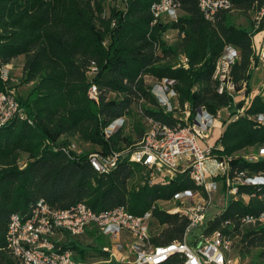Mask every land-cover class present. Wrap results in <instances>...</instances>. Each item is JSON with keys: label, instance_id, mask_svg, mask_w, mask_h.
<instances>
[{"label": "trees", "instance_id": "trees-1", "mask_svg": "<svg viewBox=\"0 0 264 264\" xmlns=\"http://www.w3.org/2000/svg\"><path fill=\"white\" fill-rule=\"evenodd\" d=\"M110 1L0 0V68L22 59L19 83L0 79V92L14 89L26 115L0 128V264H19L7 249V224L12 215L26 216L40 199L55 210L82 203L96 213L114 207L134 216L151 212L154 246L182 240L187 219L168 214L159 203L197 189L187 171L177 172L168 182L150 184L146 167L126 157L107 174L96 173L86 161L91 152L136 150L147 132L144 116L175 127L184 124V105L191 118L199 109L216 116L243 108L221 122L214 156L229 161L230 180L264 179V157L259 156L264 149V91L249 95L243 106L237 101L248 96V78L258 61L254 37L263 33L264 38V0H230L231 9L214 22L203 18L197 0H178L176 21L154 25L150 8L161 0H128L125 11L116 10ZM232 13L244 16L247 24H236ZM169 31L178 35L171 45L165 41ZM226 46L238 52L230 81L236 93L243 90L239 97L218 93V81L212 78ZM146 78L175 81L177 108L164 112ZM30 84L28 95L17 93L16 88ZM92 84L98 88V102L88 98ZM118 118L125 119L124 126L105 138L104 129ZM74 138L91 149L76 154L70 150ZM263 212L264 183L237 185L221 214L207 216L202 234L239 236L243 251L257 250L251 264H264V221L255 226L241 223ZM153 227L160 230L153 233ZM83 235L92 243L83 245L80 236L68 233L53 243L81 264H119L106 263L108 254L101 250L108 245L106 238L93 229ZM101 238L104 242L97 246L94 241ZM92 257L96 260L90 261ZM179 262L174 256L165 264Z\"/></svg>", "mask_w": 264, "mask_h": 264}, {"label": "built area", "instance_id": "built-area-1", "mask_svg": "<svg viewBox=\"0 0 264 264\" xmlns=\"http://www.w3.org/2000/svg\"><path fill=\"white\" fill-rule=\"evenodd\" d=\"M112 7L125 11L128 0H112ZM199 11L206 21L214 22L222 12L231 9L230 0H197ZM180 12L178 0H161L153 3L150 13L152 25L157 22L176 21ZM105 12L102 13L104 18ZM238 60V52L231 46H226L218 59L213 73V80L218 81V93H236L234 84L230 81V69ZM184 67L186 59L181 58ZM11 65L0 68V79L3 82L9 78ZM95 71L91 68L90 74ZM152 87V94L164 112H172L177 108V93L173 89L175 81L163 79L157 82L146 78ZM88 98L98 102V88L92 84L87 92ZM243 108L239 109V113ZM184 124L168 127L151 117L143 118L147 132L144 139L131 153L113 152L103 155L98 152L87 154L86 161L93 171L107 174L118 163L127 158L131 163L146 167L147 179L150 184L168 182L177 172L187 171L189 179L197 187L196 190L182 191L174 195L170 201L161 202L169 205L162 208L168 214H178L188 221L181 241L165 246H154L151 243L150 229L152 213L134 216L123 207L96 213L86 205L78 203L66 210L52 209L46 201L40 199L30 209L26 216L12 215L6 229L7 249L19 264H81L76 262L70 252L56 250L54 240L62 233L73 237L83 235L87 230H95L108 240V245L101 250L108 254V262L119 264H165L172 257L180 259L179 264H234L232 255V240L217 231L210 236L202 233L193 242H187V236L195 228H203L209 208L213 205L214 195L219 191L215 176H223L227 194L235 195L237 185L262 184L264 179H245L243 176L229 179V161L214 156L215 144L211 140L212 128L219 118L204 109H199L191 118L188 106L184 105ZM24 120L26 115L17 101L15 90L0 92V128L9 125L14 120ZM125 124L124 118H118L108 125L103 135L105 138L115 134ZM218 138V137H217ZM216 141V140H215ZM70 150L73 149L70 146ZM63 151L68 154L67 149ZM76 152L80 154L81 152ZM264 157V149L259 151ZM256 159V157H252ZM221 182V181H220ZM160 204V203H159ZM160 206V205H159ZM264 221V212L260 217L246 216L241 220L244 226H255Z\"/></svg>", "mask_w": 264, "mask_h": 264}, {"label": "rangeland", "instance_id": "rangeland-1", "mask_svg": "<svg viewBox=\"0 0 264 264\" xmlns=\"http://www.w3.org/2000/svg\"><path fill=\"white\" fill-rule=\"evenodd\" d=\"M233 18L235 20V23L238 25H246L247 20L244 16L239 15L238 13H232ZM255 15L250 16V20H254ZM262 36L259 39L260 41V46L257 49L256 48V54L258 55V61L257 64L252 68L251 74L248 78V88H249V95H254V94H259L260 92L264 91V38H263V33H261ZM177 33L175 31H169L166 36H165V41L171 45L177 42ZM11 70H9V78L12 80L13 85H17L19 83V80L21 78V68H22V59H16L12 64H11ZM32 85H27L23 86L20 88H16L17 93L22 96H26L30 93L32 90ZM243 91L241 92L240 95H237V97L242 96ZM244 101V102H243ZM247 104V102L243 99L242 100V106ZM237 113H239V110H236ZM223 113V111L221 112ZM219 127V124H215L212 128V137L211 140H213L216 135H217V129ZM128 132V130H127ZM71 148L73 151L77 152H82V151H88L91 149L90 146L84 145L81 143L78 139L74 138L71 140ZM216 155V152L214 153ZM224 177H220V181H218L219 185V191L214 195V202L213 205L209 208L207 216L213 217L216 215H220L221 212L223 211V207L225 205V201L228 197L232 196L231 194H227L226 186L223 184ZM247 198H245L246 200ZM161 208H168L169 205L160 203L159 204ZM153 233L158 232L160 229L153 227ZM203 228H195L191 231V233L187 236V242L191 244L194 240V238H198L200 234L202 233ZM80 239V242L83 245H87L92 243V240L89 237H85L84 235L78 237ZM233 248H232V255L231 258L234 262V264H251L254 260L252 257V254L255 253L257 250H251L248 248V250H251V253H247L243 251L242 245L240 243V237H234L231 239ZM104 242V238H101L99 240H95L94 243L97 246H101ZM96 258L92 257L90 261H95Z\"/></svg>", "mask_w": 264, "mask_h": 264}, {"label": "crops", "instance_id": "crops-1", "mask_svg": "<svg viewBox=\"0 0 264 264\" xmlns=\"http://www.w3.org/2000/svg\"><path fill=\"white\" fill-rule=\"evenodd\" d=\"M262 34L259 33L257 34L255 37H254V48H255V51H256V48L258 49L259 46H260V41L259 39L261 38ZM20 60V58H18ZM257 94V93H256ZM255 95V94H254ZM249 94L248 96L247 95H243L242 97L239 98V100L237 101H241V100H245L246 102L249 101ZM244 102V101H243ZM238 108H233V109H228V110H223V113H220L219 114V118H218V121L216 122V124H219V127L217 129V135L216 137L212 140L214 142V144L216 143L217 141V137H219V135L221 134L222 130H223V125H222V121L224 120H227L229 118V115L230 113H232L233 111H236ZM216 140V141H215Z\"/></svg>", "mask_w": 264, "mask_h": 264}]
</instances>
